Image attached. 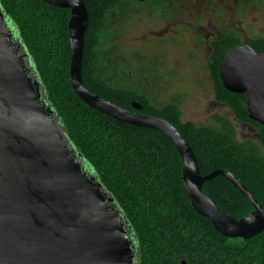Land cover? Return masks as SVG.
Listing matches in <instances>:
<instances>
[{
  "label": "trees",
  "instance_id": "16d2710c",
  "mask_svg": "<svg viewBox=\"0 0 264 264\" xmlns=\"http://www.w3.org/2000/svg\"><path fill=\"white\" fill-rule=\"evenodd\" d=\"M84 2L89 14L81 64L85 86L125 109L170 121L192 146L202 175L228 170L264 206V125L250 117L245 93L223 86L219 71L228 49L244 43L242 37L232 30L213 37L207 69L216 99L253 127L259 141L238 140L235 124L221 114H214L208 125L183 121L178 94L166 104L154 94V88L162 87L156 83L162 75L155 64L142 65L117 42L122 22L142 9L168 15V0ZM0 6L14 22L63 131L132 226L137 264H264V229L247 239L227 237L193 208L183 186V159L170 139L157 129L115 119L75 92L70 79V8L45 0H0ZM246 42L264 52V36ZM133 101L142 109H135ZM202 191L237 219L254 210L222 175L205 182Z\"/></svg>",
  "mask_w": 264,
  "mask_h": 264
},
{
  "label": "water",
  "instance_id": "95a60500",
  "mask_svg": "<svg viewBox=\"0 0 264 264\" xmlns=\"http://www.w3.org/2000/svg\"><path fill=\"white\" fill-rule=\"evenodd\" d=\"M71 9L70 79L75 92L109 116L162 132L183 159L182 181L193 208L221 234L250 238L264 229V206L225 169L202 175L197 156L170 121L125 109L92 92L81 64L89 14L84 0H45ZM144 1V0H140ZM223 86L245 93L250 117L264 125V52L250 44L228 49ZM141 110L137 101L132 103ZM226 177L254 206L237 219L202 191ZM138 244L113 195L70 141L14 22L0 6V264H137Z\"/></svg>",
  "mask_w": 264,
  "mask_h": 264
},
{
  "label": "rangeland",
  "instance_id": "374dc122",
  "mask_svg": "<svg viewBox=\"0 0 264 264\" xmlns=\"http://www.w3.org/2000/svg\"><path fill=\"white\" fill-rule=\"evenodd\" d=\"M169 14L158 16L142 9L122 22L117 40L126 53L142 65L154 63L162 75L154 88L161 104L174 95L181 98L182 120L212 124L214 114L224 115L236 126V137L259 141L249 124L240 122L231 109L215 97L207 69L210 40L226 30L238 33L244 42L264 36V0H168ZM137 62V61H136Z\"/></svg>",
  "mask_w": 264,
  "mask_h": 264
}]
</instances>
